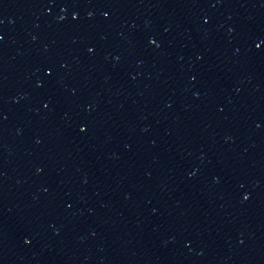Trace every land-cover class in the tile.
<instances>
[{
	"label": "water",
	"instance_id": "obj_1",
	"mask_svg": "<svg viewBox=\"0 0 264 264\" xmlns=\"http://www.w3.org/2000/svg\"><path fill=\"white\" fill-rule=\"evenodd\" d=\"M0 264H264V0H0Z\"/></svg>",
	"mask_w": 264,
	"mask_h": 264
}]
</instances>
